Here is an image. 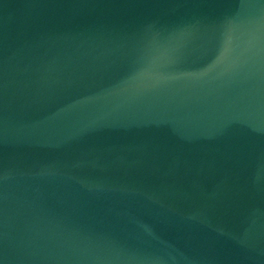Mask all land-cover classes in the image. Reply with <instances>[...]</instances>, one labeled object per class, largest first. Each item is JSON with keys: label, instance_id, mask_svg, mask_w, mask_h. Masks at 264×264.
Listing matches in <instances>:
<instances>
[{"label": "water", "instance_id": "1", "mask_svg": "<svg viewBox=\"0 0 264 264\" xmlns=\"http://www.w3.org/2000/svg\"><path fill=\"white\" fill-rule=\"evenodd\" d=\"M0 264H264V0H0Z\"/></svg>", "mask_w": 264, "mask_h": 264}]
</instances>
